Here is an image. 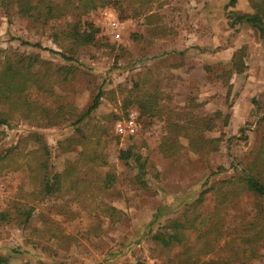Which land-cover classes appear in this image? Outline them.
Here are the masks:
<instances>
[{
    "label": "rangeland",
    "instance_id": "obj_1",
    "mask_svg": "<svg viewBox=\"0 0 264 264\" xmlns=\"http://www.w3.org/2000/svg\"><path fill=\"white\" fill-rule=\"evenodd\" d=\"M260 1L236 0L231 7L228 0H159L161 5L152 7L158 15L154 22L161 26L156 34L143 15L132 16L127 7L122 12L113 6L98 8L83 17L97 28L96 41L80 47L72 60L57 53L62 47L51 37L69 17L38 26L0 5V65L24 54L37 57L33 70L47 61L70 67L55 86L63 97L64 117L48 127L24 120L0 126V153L11 146L19 154L30 151L36 144L25 139L35 131L50 150L51 173L61 172L80 151L69 141L79 135L73 122L99 95L97 107L79 125L87 134L105 129L101 149L107 163L81 175L116 176L107 190L83 200L63 189L37 201L27 225L0 221V254L9 256L6 264H177L189 255L194 264H264V196L259 207L247 192L220 202L221 189L210 188L236 175L254 157L264 135V37L245 22L231 24L230 18L253 13ZM239 52L243 71L235 73L231 58ZM249 78L256 82L250 92L256 102L246 93L238 99ZM134 81L145 82L147 90L156 86L164 108L211 119V128H203L202 135L218 138L216 149L195 152L180 136L183 148L164 156L163 118L141 115L128 102ZM27 94L55 105L35 89ZM190 100L196 106L189 108ZM121 151L130 158H120ZM137 155L142 173L134 161ZM30 190L25 168L3 170L0 211ZM99 203L118 214L107 216ZM155 212L153 231H172L170 221L177 219L185 225L184 244L163 247L151 238L145 226ZM207 243L211 250L204 253ZM17 248L23 253H14Z\"/></svg>",
    "mask_w": 264,
    "mask_h": 264
},
{
    "label": "trees",
    "instance_id": "obj_2",
    "mask_svg": "<svg viewBox=\"0 0 264 264\" xmlns=\"http://www.w3.org/2000/svg\"><path fill=\"white\" fill-rule=\"evenodd\" d=\"M235 3L236 0H228L227 5L232 7ZM154 4L161 5L159 0H0V5L6 11L11 9L15 15L27 18L38 26L69 17L70 20L64 26L51 33L53 41L62 47V52L57 53L65 60H72V56L80 47L95 43L97 28L92 22L83 19L91 11L105 6H113L122 12L127 7L131 10L132 16L143 15L145 23L151 25V32L156 34L161 26L154 22L155 17H158L157 13L152 11ZM254 7L253 13H235L230 16L231 24L245 22L256 28L260 36L264 37V0L256 3ZM31 45L38 47L36 43ZM241 58L240 52L232 55L231 64L234 70L232 67L230 73L243 71ZM36 62L35 55L14 54L0 65V126L9 125L12 121L24 120L38 127H48L57 124L59 119L66 114L63 97L55 92V86L65 80L63 74L68 72L70 67L57 66L47 61L44 62L41 70L37 71L32 69ZM29 89H35L55 105L46 106L37 99L29 97L27 94ZM130 93L128 102L136 105L141 115L163 118L164 134L161 138L160 150L164 156L175 155L183 148L179 143L180 136L189 140V146L195 152L203 151L205 148L216 149L215 143L219 139H207L202 135L203 128H211V119L191 118L183 112L162 107L160 90L156 86L147 90L145 82L134 81ZM99 98V95H96L91 105L78 114L77 119L73 122L79 135L69 141L72 145L79 146L80 151L77 160L67 162L61 172L51 173L49 168L50 150L41 134L35 131L25 139L26 143L31 139L36 144L30 151L19 154L16 151V146H11L0 153V175L3 170L25 168L28 181L31 184V190L22 191L18 200L12 202L11 208L0 211V221L27 225L34 203L51 194L60 193L65 189L71 192L75 198L83 200L95 192L107 190L115 182L116 176L110 172L94 178L91 175H81L83 171H93L94 166L107 163L106 155L101 149L104 143L101 138L105 134V129L99 127V131L87 134L79 125L97 107ZM252 102L256 101L252 99ZM194 106L196 105L190 100L188 107ZM260 120L264 122V115ZM2 134L0 130V139ZM119 156L122 159H129L130 153L121 151ZM139 159L140 156L137 155L134 161L138 165V172L142 173L143 163ZM138 180L141 182V186H144L142 180L139 178ZM215 187L221 189L220 202L232 200L237 194L247 192L256 199L255 206H260L259 198L264 196V135L259 139L254 157L240 170H237L236 175L216 181L210 186L213 189ZM99 207L101 212L109 217L118 214V211L112 206L99 203ZM157 217L155 212L145 226L151 233V238L163 247L175 243L184 244L186 239L183 227L185 225L174 219L170 221L169 225L172 231L162 232L161 229L153 231L152 226ZM34 231L38 232L37 229ZM51 234L55 235L53 232ZM207 244L210 248H206L204 253L211 250L210 243ZM15 250L13 252L16 254L23 253L21 249ZM8 258L9 256L0 254V264H6ZM195 260L193 255H189L184 261L179 258L177 264H194ZM210 262L207 261L206 264L215 263V261L214 263Z\"/></svg>",
    "mask_w": 264,
    "mask_h": 264
},
{
    "label": "crops",
    "instance_id": "obj_3",
    "mask_svg": "<svg viewBox=\"0 0 264 264\" xmlns=\"http://www.w3.org/2000/svg\"><path fill=\"white\" fill-rule=\"evenodd\" d=\"M180 69H182V67L180 68ZM256 83V82H255ZM254 82H252L251 80H250V78L249 79H246L245 80V83H244V86H243V90L241 91V94L242 95H239V97H238V99H244V94L246 93V94H249V95H251L249 98L251 99L252 98V94L250 93V92H252L251 91V86H253L254 84H255ZM260 85L262 86V88H263V85H264V82H260ZM257 92H259V91H257ZM237 99V101L239 102L240 100H238ZM252 100V99H251ZM235 106V105H234ZM148 264H149V262H148Z\"/></svg>",
    "mask_w": 264,
    "mask_h": 264
}]
</instances>
